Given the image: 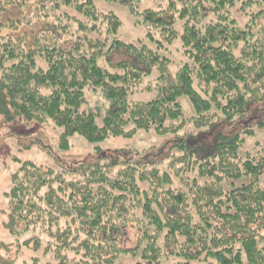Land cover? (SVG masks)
Masks as SVG:
<instances>
[{
	"label": "trees",
	"instance_id": "16d2710c",
	"mask_svg": "<svg viewBox=\"0 0 264 264\" xmlns=\"http://www.w3.org/2000/svg\"><path fill=\"white\" fill-rule=\"evenodd\" d=\"M98 1L0 0V113L53 122L61 149L75 134L193 132L126 160L22 162L4 196L10 233L34 247L27 264H264V150L246 148L253 129L227 127L264 101V0H104L155 47L123 39L122 17ZM176 41L183 63L161 52Z\"/></svg>",
	"mask_w": 264,
	"mask_h": 264
},
{
	"label": "rangeland",
	"instance_id": "374dc122",
	"mask_svg": "<svg viewBox=\"0 0 264 264\" xmlns=\"http://www.w3.org/2000/svg\"><path fill=\"white\" fill-rule=\"evenodd\" d=\"M166 1L143 0L141 6L143 8L156 7ZM97 3L104 11H113L122 17L123 25L120 35L123 39L128 42H134L139 38H144L145 42L155 47L154 44L145 39L146 30L144 26L135 22L134 16L124 5L104 0H100ZM240 5L241 2H238L233 12L243 24L247 18L245 19V16L240 11ZM67 10L76 14L73 10ZM11 16L19 18L21 14H11ZM36 27L38 28V24ZM161 52L171 57L176 63H183L186 60L179 41L167 45L166 49L161 50ZM124 57L125 55L115 54L112 59L116 63L120 58ZM153 96L154 92H145L137 94L135 98L137 100H148ZM183 101L186 115H193L195 111L190 101L187 100V97H184ZM234 123L236 124L227 127L241 131L245 128L253 129L252 136H250L246 144L247 149L252 152L264 150V101L250 105L245 116ZM61 131V128L53 122L39 124L35 121L21 120L17 117L12 120H6L4 114L0 113V264L8 260L15 262V264H27L32 255H36L32 244L29 248L19 245L18 238L23 241L28 235H24V238L14 236L8 229L10 213L4 193L10 187L12 173L19 168L22 162L29 160L38 165L63 169L83 161L94 162L101 156V158L107 157L112 160H126V158H131L136 153L142 154L146 152L152 146L164 147V150H167L171 143L183 136L187 137L193 132V129L189 126L182 132L168 136L140 132L133 138L110 137L99 144H90L82 136L75 134L70 138V147L68 149H61L59 146ZM97 145H99V149L96 147ZM157 151L158 148L153 147V152L157 153ZM136 239V230L130 228L125 244L133 246L136 243ZM136 261L137 259L127 256L120 258V263L122 264H135Z\"/></svg>",
	"mask_w": 264,
	"mask_h": 264
}]
</instances>
